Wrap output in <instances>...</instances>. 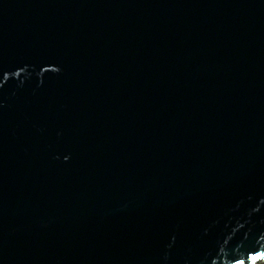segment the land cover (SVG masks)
<instances>
[{"label": "water", "instance_id": "water-1", "mask_svg": "<svg viewBox=\"0 0 264 264\" xmlns=\"http://www.w3.org/2000/svg\"><path fill=\"white\" fill-rule=\"evenodd\" d=\"M264 258V0H0V264Z\"/></svg>", "mask_w": 264, "mask_h": 264}, {"label": "rangeland", "instance_id": "rangeland-1", "mask_svg": "<svg viewBox=\"0 0 264 264\" xmlns=\"http://www.w3.org/2000/svg\"><path fill=\"white\" fill-rule=\"evenodd\" d=\"M252 264H264V258L260 259L259 261L257 262H254Z\"/></svg>", "mask_w": 264, "mask_h": 264}, {"label": "bare ground", "instance_id": "bare-ground-1", "mask_svg": "<svg viewBox=\"0 0 264 264\" xmlns=\"http://www.w3.org/2000/svg\"><path fill=\"white\" fill-rule=\"evenodd\" d=\"M259 261V260H258Z\"/></svg>", "mask_w": 264, "mask_h": 264}, {"label": "clouds", "instance_id": "clouds-1", "mask_svg": "<svg viewBox=\"0 0 264 264\" xmlns=\"http://www.w3.org/2000/svg\"><path fill=\"white\" fill-rule=\"evenodd\" d=\"M257 262V261H256Z\"/></svg>", "mask_w": 264, "mask_h": 264}]
</instances>
